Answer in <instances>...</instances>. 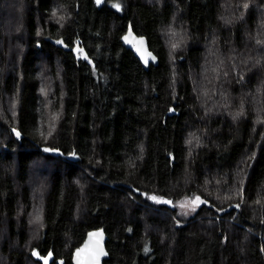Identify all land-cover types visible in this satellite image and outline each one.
Segmentation results:
<instances>
[{
    "label": "trees",
    "instance_id": "obj_1",
    "mask_svg": "<svg viewBox=\"0 0 264 264\" xmlns=\"http://www.w3.org/2000/svg\"><path fill=\"white\" fill-rule=\"evenodd\" d=\"M101 228L104 264H264V0H0V264Z\"/></svg>",
    "mask_w": 264,
    "mask_h": 264
},
{
    "label": "water",
    "instance_id": "obj_2",
    "mask_svg": "<svg viewBox=\"0 0 264 264\" xmlns=\"http://www.w3.org/2000/svg\"><path fill=\"white\" fill-rule=\"evenodd\" d=\"M121 41L127 49L134 52L135 56L141 61L146 70H149L151 65L159 64V58L151 50L148 39L138 35L132 28H129L122 36ZM54 43L61 48L65 46L63 40H56ZM73 51L78 55L80 47L76 46ZM17 133L18 132H16V135ZM45 152L57 156L60 155L58 150L50 148H46ZM107 241L108 236L103 228L90 231L83 244L74 252L73 264H104L105 259L109 255Z\"/></svg>",
    "mask_w": 264,
    "mask_h": 264
},
{
    "label": "rangeland",
    "instance_id": "obj_3",
    "mask_svg": "<svg viewBox=\"0 0 264 264\" xmlns=\"http://www.w3.org/2000/svg\"><path fill=\"white\" fill-rule=\"evenodd\" d=\"M153 197H155V199H153ZM151 201L158 204V205H160V204H165V205H169V206L173 205L171 200L165 199V198L160 197V196H152ZM198 206H199V203H198L197 199H184L177 204V207L179 209L180 214H182L183 216H186V217L194 214V212L197 210ZM44 261H45V263H47L46 260H44Z\"/></svg>",
    "mask_w": 264,
    "mask_h": 264
},
{
    "label": "snow or ice",
    "instance_id": "obj_4",
    "mask_svg": "<svg viewBox=\"0 0 264 264\" xmlns=\"http://www.w3.org/2000/svg\"><path fill=\"white\" fill-rule=\"evenodd\" d=\"M17 135H19V133H17ZM153 199H155V197H153ZM195 203V202H194Z\"/></svg>",
    "mask_w": 264,
    "mask_h": 264
}]
</instances>
